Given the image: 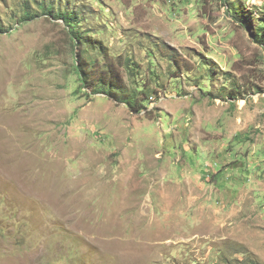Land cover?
I'll list each match as a JSON object with an SVG mask.
<instances>
[{
	"label": "rangeland",
	"instance_id": "rangeland-1",
	"mask_svg": "<svg viewBox=\"0 0 264 264\" xmlns=\"http://www.w3.org/2000/svg\"><path fill=\"white\" fill-rule=\"evenodd\" d=\"M36 2L0 0V264H264V0H47L82 47Z\"/></svg>",
	"mask_w": 264,
	"mask_h": 264
},
{
	"label": "trees",
	"instance_id": "trees-1",
	"mask_svg": "<svg viewBox=\"0 0 264 264\" xmlns=\"http://www.w3.org/2000/svg\"><path fill=\"white\" fill-rule=\"evenodd\" d=\"M38 1V0H35ZM30 0H24V3L26 4V7H24V11L20 16V22H25L30 19H33L36 17V12H32L28 8ZM38 7L42 9L47 14H50L51 16H55L56 14L60 15L66 23L67 26L70 27V31L75 36L76 42L81 45H87L92 44L95 45V41L89 40L87 35L85 36L80 31H74L72 29V18L71 13L72 11L66 10L65 8L60 13L55 12L54 6L51 3H48L47 0H39ZM244 4H242L243 6ZM264 12L262 13V15ZM60 17V18H61ZM248 18H243L242 23L246 27H250V33L254 35V39L259 43H264V18L261 19L262 21H259L258 23L250 24L247 20ZM83 53H85V48H83L80 51V55L77 58V61L75 62V71L78 76V80L81 81L83 84H91L93 85L92 91H88L89 93H104L108 96H112L113 93L116 94L114 96V99L120 100L124 102L131 111L139 112L142 108H144L141 100H136L131 95L123 96L126 94V90L124 91H115L119 88L118 81H119V74L118 70H113L112 68H107L104 65L97 66L95 59H91L90 56H85ZM94 70V72H93ZM254 261V260H253ZM256 262H250L249 264H255Z\"/></svg>",
	"mask_w": 264,
	"mask_h": 264
},
{
	"label": "bare ground",
	"instance_id": "bare-ground-1",
	"mask_svg": "<svg viewBox=\"0 0 264 264\" xmlns=\"http://www.w3.org/2000/svg\"><path fill=\"white\" fill-rule=\"evenodd\" d=\"M1 120V119H0Z\"/></svg>",
	"mask_w": 264,
	"mask_h": 264
}]
</instances>
